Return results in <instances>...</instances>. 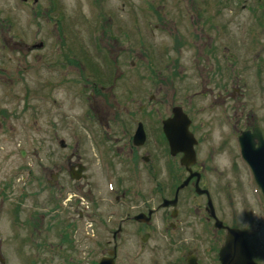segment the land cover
Returning <instances> with one entry per match:
<instances>
[{
	"label": "rangeland",
	"instance_id": "rangeland-1",
	"mask_svg": "<svg viewBox=\"0 0 264 264\" xmlns=\"http://www.w3.org/2000/svg\"><path fill=\"white\" fill-rule=\"evenodd\" d=\"M24 4L6 13L0 1V264H97L109 250L114 264H150L152 254L170 262L150 250L173 233L161 217L177 207L194 212L208 200L223 229L246 230L248 247L264 264V197L236 154L240 132L254 125L264 131V0ZM195 72L203 76L198 89ZM102 74L109 84L99 83ZM140 106L143 113L159 110L160 120L180 108L191 120L198 143L190 168L199 179L179 191V203H172L173 191L189 176L181 155L167 156L169 175L160 163L152 181L150 164L128 151ZM107 121L109 136L102 137L97 123ZM79 165L82 176L71 180L69 166ZM118 196L125 203H114ZM154 206L161 211L152 217ZM127 211L137 224L120 222ZM182 225L190 236L205 230L202 257L217 264L227 231L202 216Z\"/></svg>",
	"mask_w": 264,
	"mask_h": 264
},
{
	"label": "flooded vegetation",
	"instance_id": "flooded-vegetation-1",
	"mask_svg": "<svg viewBox=\"0 0 264 264\" xmlns=\"http://www.w3.org/2000/svg\"><path fill=\"white\" fill-rule=\"evenodd\" d=\"M1 2H4L5 6V10L6 13H8V11L13 10H22L23 8H18L16 6V2L15 0H12V3H14L15 5H13L11 3V0H0ZM25 1V0H24ZM25 3V2H23ZM11 15H13L11 13ZM26 16L27 13H26ZM2 22H4V19H1ZM1 23V22H0ZM8 25V23H6ZM26 26L25 21H22V27ZM22 35H24V37H20L21 40H23L25 38V36L27 34H25L24 29H22ZM20 43V42H19ZM2 47V51L6 50L4 45H1ZM2 57V55H1ZM0 57V64L3 65L2 63V58ZM227 80H230V76H228L226 78ZM203 85H201V89L200 92L203 93L205 91L206 88V80L205 82L202 83ZM232 84V80H230L229 82L226 83V85H231ZM233 90V88H232ZM152 96H150L149 99L152 100ZM133 113L135 116L138 114L142 117V119L140 120H136V127L138 126L139 123H141L143 125V130L145 132V142L142 144L141 147H135L133 145V135H130L128 137V141H127V145L128 146V151L130 153H133L135 155V157L140 161L143 160L145 164H150V169L149 172H151L150 174L147 175L148 178H150L152 181H156L157 180V176L158 175V169H159V165L161 163V167H162V171L163 174L165 176H168L170 173V161L171 159H169L167 156L169 157H175L172 156L171 151H170V147L168 144V141L163 133V130L161 129L163 127V123L167 120H165V118H162L161 120L158 117V111L159 110H146L147 113H143V110H141V106L140 108ZM155 112H157V114H154ZM154 115V116H153ZM172 116V115H171ZM132 120V115L131 118L129 119V121L131 122ZM160 120V121H159ZM134 123V121H133ZM117 124V123H116ZM110 123L107 121L104 124V128L105 131L107 132L108 129L110 128ZM135 127V128H136ZM257 127L261 130V133L263 134L264 137V131L262 128L254 125L253 127H250V129H247V131H253V129ZM235 130V129H234ZM105 136H109L108 133H105ZM238 136V135H237ZM132 140V141H131ZM256 140V139H254ZM133 149H135V151L137 152H141L142 154H140V156H138V154L133 152ZM162 152V154H159L158 151ZM237 155L239 154L238 152L236 153ZM178 156V155H177ZM141 157V158H140ZM128 160L130 161L131 158L128 156ZM132 162V161H131ZM193 179L196 181V177H193ZM194 182V181H193ZM184 190V189H183ZM176 192V188L173 191V194L175 195ZM178 199L179 198V194H178ZM177 199V200H178ZM118 201V202H117ZM120 203V202H124V199H122V196H118L117 198H115V202L114 203ZM180 201L178 200V203ZM73 209L77 210L79 208L80 202L79 201H75V203L73 204ZM154 210L156 211L153 215L157 214L158 212L161 211L160 206H154L153 207ZM159 209V210H158ZM177 210H175V215L170 212H168L167 217H161L160 222L162 223L163 227L165 228V231H172L173 233L167 237L165 239L167 244H164L160 249L156 248V247H150L151 252H156V254H159L161 252V255L166 256L168 258L171 259L170 262H168L165 259H159L157 257H154L155 255L152 254L153 256L150 257L149 263L150 264H188V260H192V259H196L197 262L199 264H207L206 261L203 259L202 255L205 253V249L203 248V240L205 239L204 236V229H200V231H198V233L196 231H193V234L190 236L189 234H187L185 227L182 225V223L185 222H191V219L194 218H198V217H203V219L207 220L209 223L213 222L214 224V217H212L210 209L207 205V203L205 205H199L196 210L193 211H183V213H180V210L178 209V207L176 208ZM177 212V213H176ZM215 214L216 217L217 216V212L215 210ZM86 218L92 219V216L89 214H85ZM134 216V215H133ZM133 216H131L130 212L127 211L125 212V215L122 217V219H120V222H125L130 223V224H137L136 220H133ZM135 217V216H134ZM144 218H142L143 220ZM71 221L68 220L67 223H70ZM102 222V219H101ZM145 224L150 225V223L144 222ZM147 225V226H148ZM120 226V224H119ZM216 229V228H215ZM220 230H225L223 228L221 229H216V231H220ZM226 231V230H225ZM215 232V231H214ZM163 233V232H161ZM152 235V233H149L148 238ZM113 239H115L113 237ZM140 246L142 251H145L147 247L146 243H144V239L141 238L140 241ZM178 248V249H177ZM217 255V253H216ZM153 257V259H151ZM216 257V256H215ZM218 258V255H217ZM218 261V260H217ZM217 264H220L219 262H217Z\"/></svg>",
	"mask_w": 264,
	"mask_h": 264
},
{
	"label": "water",
	"instance_id": "water-1",
	"mask_svg": "<svg viewBox=\"0 0 264 264\" xmlns=\"http://www.w3.org/2000/svg\"><path fill=\"white\" fill-rule=\"evenodd\" d=\"M186 117L187 116L180 110V108H176L173 111V118L165 121L163 128L170 143L172 153L183 152L184 154L183 158H181V165L186 167L185 169L189 172V177L186 178L187 180L181 185V188L186 186L192 177L197 176L199 179V175L193 173L190 168L196 161V154L193 147L197 142L189 131L190 121ZM138 133L141 134L140 131H138L137 134ZM250 138L259 139L258 148L254 149V146L252 145L253 142L250 141ZM239 140L240 145H242V156L251 166L255 180L264 194V142L260 139V132L255 129L254 134L252 135H246L243 133ZM61 144L63 145L62 142ZM22 155H24V153H22ZM83 170L84 168L81 165L78 166L77 171L72 168L70 170L71 177L78 178L79 176H82L81 173ZM197 191L199 193H206L205 191L202 192L198 189ZM167 203L168 202L165 200L163 205H167ZM172 203L176 204V200ZM137 219H141V217L139 216ZM216 226L220 228L222 224L217 221ZM219 255L221 264H257L253 261L248 247L246 246L243 232L237 229H228L225 245L221 248ZM113 256L114 253L110 252V256H104L99 264H114ZM190 264L195 263L190 261Z\"/></svg>",
	"mask_w": 264,
	"mask_h": 264
}]
</instances>
